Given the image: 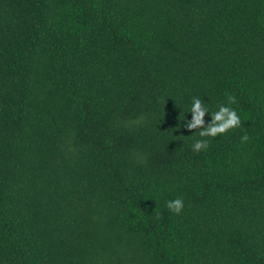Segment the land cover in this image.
Wrapping results in <instances>:
<instances>
[{
	"label": "trees",
	"instance_id": "1",
	"mask_svg": "<svg viewBox=\"0 0 264 264\" xmlns=\"http://www.w3.org/2000/svg\"><path fill=\"white\" fill-rule=\"evenodd\" d=\"M0 264H264V0H0Z\"/></svg>",
	"mask_w": 264,
	"mask_h": 264
},
{
	"label": "clouds",
	"instance_id": "2",
	"mask_svg": "<svg viewBox=\"0 0 264 264\" xmlns=\"http://www.w3.org/2000/svg\"><path fill=\"white\" fill-rule=\"evenodd\" d=\"M237 103L234 95L228 96V104H221L218 111H210L205 103L198 97H193V102L190 108L192 118L183 124V127L188 131L199 129L200 137H216L220 134L227 133L233 128L241 126V117L237 111L231 107V105ZM211 113V122L205 123L204 117L206 113ZM243 141L249 139L248 135L245 134L242 138ZM209 147V141L207 139H197L193 144L194 151L205 150ZM167 207L170 211L179 214L184 207L182 198L170 200L167 202Z\"/></svg>",
	"mask_w": 264,
	"mask_h": 264
}]
</instances>
